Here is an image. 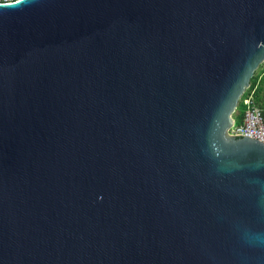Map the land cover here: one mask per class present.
Wrapping results in <instances>:
<instances>
[{"label": "water", "instance_id": "obj_1", "mask_svg": "<svg viewBox=\"0 0 264 264\" xmlns=\"http://www.w3.org/2000/svg\"><path fill=\"white\" fill-rule=\"evenodd\" d=\"M263 64L264 0L0 4V264H264Z\"/></svg>", "mask_w": 264, "mask_h": 264}, {"label": "built area", "instance_id": "obj_2", "mask_svg": "<svg viewBox=\"0 0 264 264\" xmlns=\"http://www.w3.org/2000/svg\"><path fill=\"white\" fill-rule=\"evenodd\" d=\"M20 0H0V4L15 3ZM264 66V64H263ZM249 90V89H248ZM247 90V91H248ZM240 103L246 107L243 122L238 123V109L233 115V126L227 130L229 136H246L264 144V108L255 104L254 92L241 98Z\"/></svg>", "mask_w": 264, "mask_h": 264}, {"label": "trees", "instance_id": "obj_3", "mask_svg": "<svg viewBox=\"0 0 264 264\" xmlns=\"http://www.w3.org/2000/svg\"><path fill=\"white\" fill-rule=\"evenodd\" d=\"M252 92H254L255 104L260 108H264V67L259 73L255 74L254 78L251 81V86L249 90L246 92V96L250 95ZM245 111H246V107L243 105V103H239L238 106L239 124L243 122Z\"/></svg>", "mask_w": 264, "mask_h": 264}, {"label": "rangeland", "instance_id": "obj_4", "mask_svg": "<svg viewBox=\"0 0 264 264\" xmlns=\"http://www.w3.org/2000/svg\"><path fill=\"white\" fill-rule=\"evenodd\" d=\"M263 67H264V66L262 65V66L256 71L255 74L259 73V72L262 70Z\"/></svg>", "mask_w": 264, "mask_h": 264}]
</instances>
